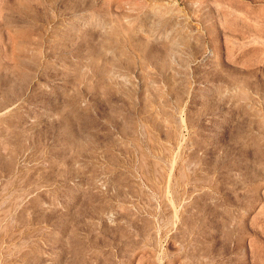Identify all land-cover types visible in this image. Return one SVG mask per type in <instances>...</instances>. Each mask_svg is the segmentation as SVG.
<instances>
[{
	"label": "rangeland",
	"instance_id": "374dc122",
	"mask_svg": "<svg viewBox=\"0 0 264 264\" xmlns=\"http://www.w3.org/2000/svg\"><path fill=\"white\" fill-rule=\"evenodd\" d=\"M0 264H264V0H0Z\"/></svg>",
	"mask_w": 264,
	"mask_h": 264
}]
</instances>
